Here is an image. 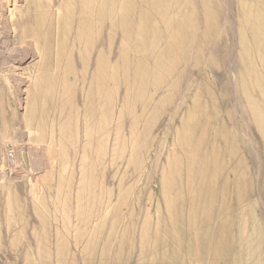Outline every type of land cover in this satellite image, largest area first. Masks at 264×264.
Returning <instances> with one entry per match:
<instances>
[{"label":"rangeland","instance_id":"rangeland-1","mask_svg":"<svg viewBox=\"0 0 264 264\" xmlns=\"http://www.w3.org/2000/svg\"><path fill=\"white\" fill-rule=\"evenodd\" d=\"M0 264H264V0H0Z\"/></svg>","mask_w":264,"mask_h":264},{"label":"bare ground","instance_id":"bare-ground-1","mask_svg":"<svg viewBox=\"0 0 264 264\" xmlns=\"http://www.w3.org/2000/svg\"><path fill=\"white\" fill-rule=\"evenodd\" d=\"M114 4V3H113ZM41 170V169H40ZM49 171V170H48ZM19 175V174H18ZM31 180H32V178H31Z\"/></svg>","mask_w":264,"mask_h":264}]
</instances>
